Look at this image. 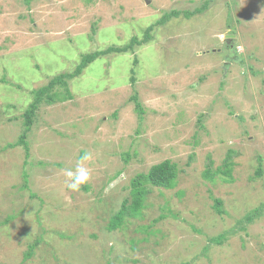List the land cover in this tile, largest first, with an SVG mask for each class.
<instances>
[{
  "label": "rangeland",
  "instance_id": "obj_1",
  "mask_svg": "<svg viewBox=\"0 0 264 264\" xmlns=\"http://www.w3.org/2000/svg\"><path fill=\"white\" fill-rule=\"evenodd\" d=\"M171 10L147 42L89 62L73 98L58 87L16 145L36 89ZM85 151L91 180L72 191ZM227 156L232 180L204 176ZM165 159L175 186L148 185L110 230ZM0 264H264V0H0Z\"/></svg>",
  "mask_w": 264,
  "mask_h": 264
},
{
  "label": "trees",
  "instance_id": "obj_2",
  "mask_svg": "<svg viewBox=\"0 0 264 264\" xmlns=\"http://www.w3.org/2000/svg\"><path fill=\"white\" fill-rule=\"evenodd\" d=\"M200 9H196L195 11H185V16H191L195 12H200ZM180 16V12L177 10H171L169 12H165L163 16L156 20L155 23L148 26L144 30L143 39H140L138 35H135L131 38V41L126 44L125 46H110L102 50H97L95 52H92L90 54L85 55V57L82 59V61L76 66V68L71 72H62L58 75H55L52 77L48 84L36 89L33 93V100L27 107V109L24 112V118H25V124H26V130L19 138V141L16 143V145H24L26 150L28 151V146L26 142V135L27 132L30 130V128L33 125V119L36 115V112L41 104L42 101H47L48 103H53L58 94L56 89L58 87L65 88V91L67 93V96L70 98H73L75 94H73L69 81L73 78L78 77L83 69L86 67V65L89 62L94 61L99 56L107 55L109 53L115 52V51H131L136 46H140L143 43L147 42L151 38V32L154 30L155 27L166 23L169 19L172 17H178ZM144 40V41H142ZM137 107L139 111L142 113V106L140 103L137 104ZM13 144H10V147L16 146ZM129 154L125 157L126 160H128ZM229 156L225 159V162L223 163V167L217 169L216 172H213L210 168H207L204 172V176L208 179L214 178V176L217 174V172H221L227 176L226 180H232V166L233 163L231 160H228ZM263 173V170L261 168H258L256 175L261 176ZM178 177V167L177 164L172 161L171 159H165L162 162L155 164L151 167V169L146 173H139L134 177V179L131 181V188L129 197L123 200L121 209L112 216L110 223H109V229L114 230L120 228L125 221L126 215L130 216H137L140 214L142 208L145 206V198L147 194L149 193L148 185L160 187V188H172L176 184V180ZM222 200L216 199V208L218 212L222 213L224 212L222 209ZM259 212L262 211V208H257ZM257 212V211H256ZM256 213V214H259ZM252 216L249 215L246 217L247 220H252ZM224 236L220 235L219 237L214 238V241L221 242L222 238ZM33 251H30L29 255Z\"/></svg>",
  "mask_w": 264,
  "mask_h": 264
},
{
  "label": "clouds",
  "instance_id": "obj_3",
  "mask_svg": "<svg viewBox=\"0 0 264 264\" xmlns=\"http://www.w3.org/2000/svg\"><path fill=\"white\" fill-rule=\"evenodd\" d=\"M92 160V154L85 151V153L78 160L75 169H66L65 175L67 177V188L72 191H80L82 185H86L91 180V173L85 163Z\"/></svg>",
  "mask_w": 264,
  "mask_h": 264
},
{
  "label": "water",
  "instance_id": "obj_4",
  "mask_svg": "<svg viewBox=\"0 0 264 264\" xmlns=\"http://www.w3.org/2000/svg\"><path fill=\"white\" fill-rule=\"evenodd\" d=\"M147 2H150V0H147Z\"/></svg>",
  "mask_w": 264,
  "mask_h": 264
}]
</instances>
